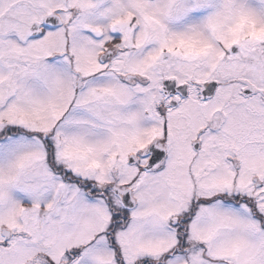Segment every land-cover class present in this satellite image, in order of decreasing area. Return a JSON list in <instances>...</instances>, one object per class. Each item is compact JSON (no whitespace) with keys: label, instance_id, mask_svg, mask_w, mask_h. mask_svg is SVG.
I'll list each match as a JSON object with an SVG mask.
<instances>
[{"label":"snow or ice","instance_id":"snow-or-ice-1","mask_svg":"<svg viewBox=\"0 0 264 264\" xmlns=\"http://www.w3.org/2000/svg\"><path fill=\"white\" fill-rule=\"evenodd\" d=\"M0 264H264V0H0Z\"/></svg>","mask_w":264,"mask_h":264}]
</instances>
